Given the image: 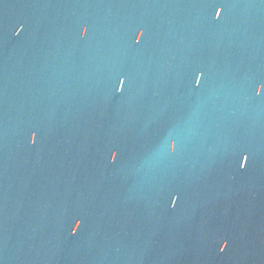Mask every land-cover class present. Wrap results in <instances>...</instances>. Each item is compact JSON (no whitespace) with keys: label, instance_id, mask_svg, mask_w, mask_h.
Returning a JSON list of instances; mask_svg holds the SVG:
<instances>
[{"label":"water","instance_id":"obj_1","mask_svg":"<svg viewBox=\"0 0 264 264\" xmlns=\"http://www.w3.org/2000/svg\"><path fill=\"white\" fill-rule=\"evenodd\" d=\"M0 264H264V0H0Z\"/></svg>","mask_w":264,"mask_h":264}]
</instances>
